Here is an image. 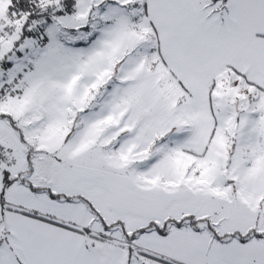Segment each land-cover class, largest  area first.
I'll list each match as a JSON object with an SVG mask.
<instances>
[{"label": "snow or ice", "instance_id": "snow-or-ice-1", "mask_svg": "<svg viewBox=\"0 0 264 264\" xmlns=\"http://www.w3.org/2000/svg\"><path fill=\"white\" fill-rule=\"evenodd\" d=\"M0 264H264V0H0Z\"/></svg>", "mask_w": 264, "mask_h": 264}]
</instances>
